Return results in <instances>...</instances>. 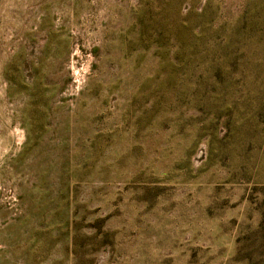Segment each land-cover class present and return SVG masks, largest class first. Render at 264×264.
I'll return each instance as SVG.
<instances>
[{
	"label": "rangeland",
	"instance_id": "obj_1",
	"mask_svg": "<svg viewBox=\"0 0 264 264\" xmlns=\"http://www.w3.org/2000/svg\"><path fill=\"white\" fill-rule=\"evenodd\" d=\"M0 264H264V0H0Z\"/></svg>",
	"mask_w": 264,
	"mask_h": 264
}]
</instances>
